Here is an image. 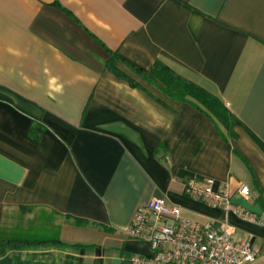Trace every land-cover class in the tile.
I'll return each mask as SVG.
<instances>
[{
	"label": "crops",
	"instance_id": "0c3cea01",
	"mask_svg": "<svg viewBox=\"0 0 264 264\" xmlns=\"http://www.w3.org/2000/svg\"><path fill=\"white\" fill-rule=\"evenodd\" d=\"M155 65L215 97L233 134ZM190 180L257 222L189 196ZM154 197L229 223L264 264V0H0V229L28 208L68 245L21 259L132 264L151 250L127 230Z\"/></svg>",
	"mask_w": 264,
	"mask_h": 264
},
{
	"label": "built area",
	"instance_id": "2783aa9c",
	"mask_svg": "<svg viewBox=\"0 0 264 264\" xmlns=\"http://www.w3.org/2000/svg\"><path fill=\"white\" fill-rule=\"evenodd\" d=\"M185 189L189 196L212 206L221 204L227 213L257 222L232 203L228 190L215 192L212 180L204 186L190 180ZM239 193L249 197L250 188L241 185ZM127 233L148 243L151 250V255H133L132 264H255L259 254L252 238H236L229 223L215 226L209 221H191L165 197H154L139 207Z\"/></svg>",
	"mask_w": 264,
	"mask_h": 264
},
{
	"label": "trees",
	"instance_id": "16d2710c",
	"mask_svg": "<svg viewBox=\"0 0 264 264\" xmlns=\"http://www.w3.org/2000/svg\"><path fill=\"white\" fill-rule=\"evenodd\" d=\"M151 73L161 78L165 84V92L176 99L195 98L202 108L217 122H219L231 134L232 124L230 117L223 105L213 96L203 92L190 83L179 78L168 69L155 65ZM133 84V83H132ZM136 86L135 84H133ZM33 133L37 136L40 128L36 126ZM21 212L29 213L32 209L22 208ZM44 222V223H43ZM50 223L43 221L41 218L35 219L33 222H18L13 226L6 223L0 229V258L5 257L8 253H12L14 264H58L57 262L42 263L21 259V253L25 250H34L42 248H68L59 238L56 228ZM64 264H82L70 261H63Z\"/></svg>",
	"mask_w": 264,
	"mask_h": 264
},
{
	"label": "rangeland",
	"instance_id": "374dc122",
	"mask_svg": "<svg viewBox=\"0 0 264 264\" xmlns=\"http://www.w3.org/2000/svg\"><path fill=\"white\" fill-rule=\"evenodd\" d=\"M30 216H32V215H30V213L19 212L17 215H15L13 217L14 221L9 222V223L6 222V224L11 227V226L15 225L18 222L29 220L28 217H30ZM38 218L39 219L41 218L43 221L48 222V223H50L49 225H51V221H50L49 216L45 215L44 213H39L38 214ZM58 264H64V263L62 262V263H58Z\"/></svg>",
	"mask_w": 264,
	"mask_h": 264
}]
</instances>
